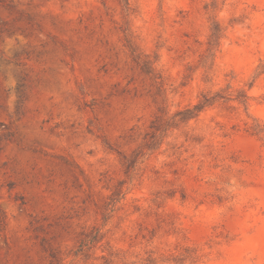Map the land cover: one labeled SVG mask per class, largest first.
Instances as JSON below:
<instances>
[{"label": "rangeland", "instance_id": "rangeland-1", "mask_svg": "<svg viewBox=\"0 0 264 264\" xmlns=\"http://www.w3.org/2000/svg\"><path fill=\"white\" fill-rule=\"evenodd\" d=\"M0 264H264V0H0Z\"/></svg>", "mask_w": 264, "mask_h": 264}, {"label": "trees", "instance_id": "trees-1", "mask_svg": "<svg viewBox=\"0 0 264 264\" xmlns=\"http://www.w3.org/2000/svg\"><path fill=\"white\" fill-rule=\"evenodd\" d=\"M208 105H210V100H206V99H205V101H202V102L198 103L193 108V111H194L193 114L197 115L198 113H200Z\"/></svg>", "mask_w": 264, "mask_h": 264}]
</instances>
